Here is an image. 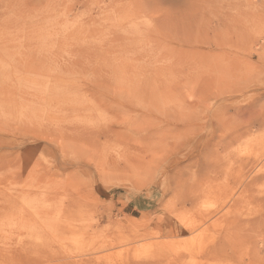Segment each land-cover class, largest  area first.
<instances>
[{
    "label": "rangeland",
    "instance_id": "1",
    "mask_svg": "<svg viewBox=\"0 0 264 264\" xmlns=\"http://www.w3.org/2000/svg\"><path fill=\"white\" fill-rule=\"evenodd\" d=\"M0 264H264V0H0Z\"/></svg>",
    "mask_w": 264,
    "mask_h": 264
},
{
    "label": "bare ground",
    "instance_id": "2",
    "mask_svg": "<svg viewBox=\"0 0 264 264\" xmlns=\"http://www.w3.org/2000/svg\"><path fill=\"white\" fill-rule=\"evenodd\" d=\"M70 137V136H69Z\"/></svg>",
    "mask_w": 264,
    "mask_h": 264
}]
</instances>
